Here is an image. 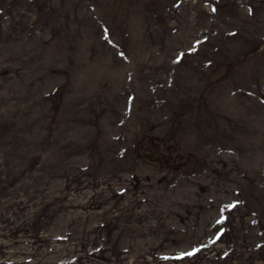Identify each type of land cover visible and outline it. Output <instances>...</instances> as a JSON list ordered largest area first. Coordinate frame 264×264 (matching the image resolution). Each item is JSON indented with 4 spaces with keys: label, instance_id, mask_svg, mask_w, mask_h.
I'll use <instances>...</instances> for the list:
<instances>
[{
    "label": "rangeland",
    "instance_id": "1",
    "mask_svg": "<svg viewBox=\"0 0 264 264\" xmlns=\"http://www.w3.org/2000/svg\"><path fill=\"white\" fill-rule=\"evenodd\" d=\"M0 264H264V0H0Z\"/></svg>",
    "mask_w": 264,
    "mask_h": 264
},
{
    "label": "snow or ice",
    "instance_id": "2",
    "mask_svg": "<svg viewBox=\"0 0 264 264\" xmlns=\"http://www.w3.org/2000/svg\"><path fill=\"white\" fill-rule=\"evenodd\" d=\"M192 253H188L187 255H191Z\"/></svg>",
    "mask_w": 264,
    "mask_h": 264
}]
</instances>
